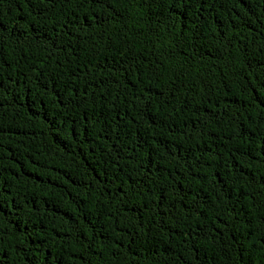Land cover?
<instances>
[{
    "label": "trees",
    "instance_id": "1",
    "mask_svg": "<svg viewBox=\"0 0 264 264\" xmlns=\"http://www.w3.org/2000/svg\"><path fill=\"white\" fill-rule=\"evenodd\" d=\"M3 264H264V0H0Z\"/></svg>",
    "mask_w": 264,
    "mask_h": 264
},
{
    "label": "snow or ice",
    "instance_id": "2",
    "mask_svg": "<svg viewBox=\"0 0 264 264\" xmlns=\"http://www.w3.org/2000/svg\"><path fill=\"white\" fill-rule=\"evenodd\" d=\"M0 264H3V261L2 260H0Z\"/></svg>",
    "mask_w": 264,
    "mask_h": 264
}]
</instances>
